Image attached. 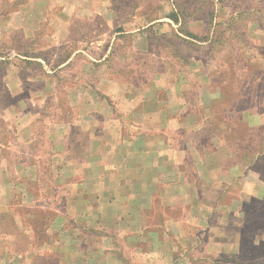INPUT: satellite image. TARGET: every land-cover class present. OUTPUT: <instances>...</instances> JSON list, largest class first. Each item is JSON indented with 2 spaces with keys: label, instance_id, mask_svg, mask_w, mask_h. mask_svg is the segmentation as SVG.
<instances>
[{
  "label": "crops",
  "instance_id": "1",
  "mask_svg": "<svg viewBox=\"0 0 264 264\" xmlns=\"http://www.w3.org/2000/svg\"><path fill=\"white\" fill-rule=\"evenodd\" d=\"M109 12L105 0H0V45H14L11 33H23L28 50L10 59L30 65V85L41 94L65 92L69 100L66 112L42 121L35 115L52 104L21 99L4 108L31 117L14 123L24 147L8 164L0 156V213L14 212L31 237L13 264H192L203 239L207 255L236 243L243 206L254 186L264 188L256 171L228 168L222 141H199L211 125L203 88L195 105L188 87L177 92L166 78L138 83L121 74L115 41H88L91 49L72 41L76 20ZM45 25L63 46L58 61L32 51L31 39ZM40 138L48 140L46 152ZM38 210L50 217L40 221ZM34 221L42 222V242Z\"/></svg>",
  "mask_w": 264,
  "mask_h": 264
},
{
  "label": "rangeland",
  "instance_id": "2",
  "mask_svg": "<svg viewBox=\"0 0 264 264\" xmlns=\"http://www.w3.org/2000/svg\"><path fill=\"white\" fill-rule=\"evenodd\" d=\"M105 1L111 12L105 17H90L92 21L87 23L76 20L70 34L72 41H83L81 46L89 49L95 45L88 41H115L111 52L122 56L120 61L115 60L121 74L138 83L152 77L161 81L166 78L177 92L188 87L195 105L203 88L206 93L202 98L211 99L208 112L214 126H208L199 141L214 147H219L218 142L222 141L226 145L228 168L234 172L256 171L264 183V0ZM53 33L49 26H43L31 39L32 51L45 57L56 56L54 59L58 61L63 55V46L60 41H53ZM22 34L18 30L11 33L15 47L13 43L0 45V56L6 58L0 63V142L4 145L0 147V156L7 164L14 158L12 152L17 147L23 148L25 143L16 140L14 123L31 117L27 111L4 108L21 99L29 106L34 102L45 103L49 109L51 104L57 108L46 111L43 117L34 114L42 121L49 112L53 117L66 112L63 108L69 102L65 92L53 99L41 94V88L30 85V65L25 64L23 68L10 59L17 56V50H28L30 41ZM59 37L56 35L55 40ZM72 47L70 44L66 51ZM123 54H126L124 58ZM38 67L35 74H41ZM61 75L58 80L64 85L67 79ZM21 83L20 92H25L22 95L17 93ZM11 91H15L14 95ZM45 127L46 124L41 125L39 130ZM47 141L39 140L43 152L49 150ZM251 192L238 220L236 243L220 246L226 251L222 254L207 255L203 239L199 244L201 255L192 264H264V188L254 186ZM36 212L40 221L50 217L45 211ZM20 213L25 216L26 212ZM15 218L14 212L0 213L2 264H13L16 253L26 250L31 242L28 230ZM40 221L30 223L42 228L38 239L42 242L46 237ZM36 260L46 262L47 258L35 256Z\"/></svg>",
  "mask_w": 264,
  "mask_h": 264
},
{
  "label": "trees",
  "instance_id": "3",
  "mask_svg": "<svg viewBox=\"0 0 264 264\" xmlns=\"http://www.w3.org/2000/svg\"><path fill=\"white\" fill-rule=\"evenodd\" d=\"M209 121H210V120H209ZM210 122H211V121H210ZM210 124H211V125H209V126H214V124H213L212 122H211ZM207 128H208V127H207ZM207 128L205 129V133L207 132V131H206ZM253 239H254V238H253ZM255 243H256V242H255V239L252 240V244L255 245Z\"/></svg>",
  "mask_w": 264,
  "mask_h": 264
}]
</instances>
